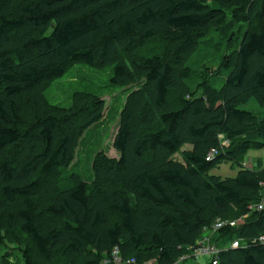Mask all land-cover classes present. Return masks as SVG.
Instances as JSON below:
<instances>
[{
  "label": "trees",
  "instance_id": "obj_1",
  "mask_svg": "<svg viewBox=\"0 0 264 264\" xmlns=\"http://www.w3.org/2000/svg\"><path fill=\"white\" fill-rule=\"evenodd\" d=\"M232 23L244 27L234 55L194 88L180 56ZM156 40H178L177 59L144 55ZM76 64L113 67L109 86L140 88L121 109L119 160L96 165L100 185L74 173L72 187L42 190L105 117L93 93L68 107L46 97ZM251 100L264 109V0H0V264L8 243L24 238L23 264H104L116 249L124 264H178L218 221L236 224L214 242L243 246L205 264H264V169L239 160L264 149V116L243 108ZM213 148L222 153L209 162ZM225 159L238 174H210Z\"/></svg>",
  "mask_w": 264,
  "mask_h": 264
},
{
  "label": "rangeland",
  "instance_id": "obj_2",
  "mask_svg": "<svg viewBox=\"0 0 264 264\" xmlns=\"http://www.w3.org/2000/svg\"><path fill=\"white\" fill-rule=\"evenodd\" d=\"M243 28L242 25L234 23H232V26L227 25L216 28L207 38L199 42L190 53L180 56L179 66L181 68H192L195 70L191 80L194 88H197L203 76L208 72H217L226 56L234 55L235 48L239 45L240 31L244 30ZM179 45L178 40H156L150 42L142 53L144 55L160 54L173 62L177 59L176 53L179 52ZM113 70V67L100 69L87 64H76L47 89L46 97L48 100L55 105L65 107L71 105L73 97H78L79 92H90L98 95L105 103V117L101 123L93 126L86 133L76 150L74 163L68 170H62L57 175L45 178L46 182L42 178V182H44L42 190L50 186L56 191L62 192L72 187L73 183L70 177L74 173L79 174L92 187L100 185L95 175L96 165L98 163L103 164L106 162L105 160H119L120 154L114 147V138L120 125L121 109L128 95L137 91L140 86L138 83H131L124 89L109 86ZM227 75V72H222L220 76H215L213 85L216 88H222ZM171 100L179 102V97L176 94ZM26 106L23 108L24 115L33 117L34 111L29 110L28 106ZM243 108L256 112L260 119L264 116V109L259 106L256 100H251ZM17 146L21 148V145ZM239 160L248 163L250 167H255L257 172H261L264 169V149H251L248 153L240 156ZM259 163H261L260 167H257ZM240 169L241 166L237 162L225 159L221 163L216 164L211 169L210 174L234 177ZM28 243L26 238L19 240L17 243L10 241L2 252L1 264H23L24 251ZM189 256L190 254L180 260L179 264H200ZM202 261L204 262L206 259ZM44 264L66 263L61 259H55Z\"/></svg>",
  "mask_w": 264,
  "mask_h": 264
},
{
  "label": "built area",
  "instance_id": "obj_3",
  "mask_svg": "<svg viewBox=\"0 0 264 264\" xmlns=\"http://www.w3.org/2000/svg\"><path fill=\"white\" fill-rule=\"evenodd\" d=\"M222 143H223L222 149H224L225 147H227L229 145V141L227 139H224V138L222 139ZM220 153H222V151H220V149L213 148L208 153L207 160L209 162H214L216 160V158L220 155ZM245 165L248 166V163H245ZM256 208L258 210H261V211L264 210V191H263V198H262L260 204ZM227 224L234 226L236 224V222L229 223V222L218 221V223H216L214 225V228L212 231L207 230L205 232L204 238L201 240L199 245L191 252L189 257L192 258L193 260H197V262L200 264H205L207 262H213V261L217 262L219 255L223 250H227L229 248L237 249V248L242 247L243 242L239 238L228 239V241L226 243L227 246H224V247H220V245L218 243L214 242L215 239H218V235L216 236L215 233H217V231L219 229H221L222 227H224ZM224 240H227V239H224ZM261 240H264V238H261ZM204 259H206V261L203 262L202 260H204ZM112 262L115 264H124L125 263L123 261V258L120 256L118 249H116L113 252V254L111 255L110 258H107L104 260V264H110ZM127 263L137 264L135 260H130ZM143 264H157V263L155 261H147Z\"/></svg>",
  "mask_w": 264,
  "mask_h": 264
},
{
  "label": "crops",
  "instance_id": "obj_4",
  "mask_svg": "<svg viewBox=\"0 0 264 264\" xmlns=\"http://www.w3.org/2000/svg\"><path fill=\"white\" fill-rule=\"evenodd\" d=\"M260 164L261 163H259V166H260ZM257 166H258V164H257ZM227 241H228V239L227 240H220V241H217L216 243H218L219 245H220V247H224V246H227ZM222 243H224V244H222Z\"/></svg>",
  "mask_w": 264,
  "mask_h": 264
}]
</instances>
